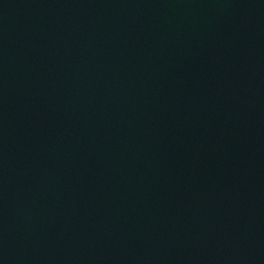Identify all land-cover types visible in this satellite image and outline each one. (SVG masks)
I'll list each match as a JSON object with an SVG mask.
<instances>
[{"label":"water","instance_id":"water-1","mask_svg":"<svg viewBox=\"0 0 264 264\" xmlns=\"http://www.w3.org/2000/svg\"><path fill=\"white\" fill-rule=\"evenodd\" d=\"M0 264H264V0H0Z\"/></svg>","mask_w":264,"mask_h":264}]
</instances>
